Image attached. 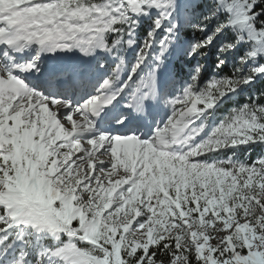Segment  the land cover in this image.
Listing matches in <instances>:
<instances>
[{
    "label": "snow or ice",
    "instance_id": "obj_1",
    "mask_svg": "<svg viewBox=\"0 0 264 264\" xmlns=\"http://www.w3.org/2000/svg\"><path fill=\"white\" fill-rule=\"evenodd\" d=\"M200 3L0 0V264H264V156L198 159L264 144V93L193 143L224 97L264 79V0H211L207 14ZM153 10L159 16L129 64L138 17ZM185 25L195 41L180 40ZM228 31L235 39L219 48L217 70L246 49L231 75L201 87L199 64L169 97L173 56L206 55ZM33 44L101 50L113 65L37 76L38 56L16 61ZM161 103L171 109L166 125L150 138L133 134L132 114L148 119ZM111 124L127 131L100 128Z\"/></svg>",
    "mask_w": 264,
    "mask_h": 264
},
{
    "label": "trees",
    "instance_id": "obj_2",
    "mask_svg": "<svg viewBox=\"0 0 264 264\" xmlns=\"http://www.w3.org/2000/svg\"><path fill=\"white\" fill-rule=\"evenodd\" d=\"M206 4H211V0H201L199 11L200 13L205 12V6ZM154 15L153 16H144V17H138L140 24L139 27L136 29V39L138 41V47L140 48L143 46V41L147 37V34L149 31H151L153 21L156 17L159 16V13H156L155 10H153ZM197 33L192 27H189L188 25H185L180 33V40L181 41H193L196 40ZM235 39V33L230 32L229 39L226 43L231 42ZM217 50V46L213 49H207L205 50L207 52L206 55L200 56L201 62L203 64V67H205V76L203 79V83H201V87L206 84L211 76L216 77H223L231 75L233 71V66L230 67L229 65L225 64L224 67L220 70H217V53L215 52ZM245 51V46H241L234 54L235 61L238 62L240 59V56L243 55ZM125 59L128 62V57L125 53ZM196 63V60L189 61L188 56L184 55L183 53L177 54L173 56V58L169 61L167 69H169L170 66L173 67V73L177 77L178 80L184 82L185 84H189L191 82V76L194 72V64ZM106 65H110V61L107 58ZM214 71L217 75H214ZM183 85V83H182ZM261 93H264V80H254V83L246 87V90H238L236 93H233L230 95L229 98H225L223 102L219 103L215 109L211 110L210 114H206L207 119L204 120V123H206V127L204 128V131L196 137V139L199 140V138L207 135L212 130V127L214 125H218L220 122H222L230 113L232 109L240 108L243 105L249 104L256 100V97L260 96ZM171 94L173 95L174 92L172 91ZM201 121H197V124H200ZM264 150V144H256V145H248L246 147H239L230 149L228 151L222 152V153H216L211 154L208 156H205L203 158H208V160H219L220 155L223 156L225 159L232 158L233 160L241 159L244 162L251 164L255 160H257L259 157H261L262 152ZM223 154V155H222ZM249 154L248 157L246 155ZM11 234V233H10ZM64 239H67L64 237ZM44 243L50 244L52 243L51 240H45ZM20 251V246L18 242V247L14 250V254L18 253Z\"/></svg>",
    "mask_w": 264,
    "mask_h": 264
},
{
    "label": "rangeland",
    "instance_id": "obj_3",
    "mask_svg": "<svg viewBox=\"0 0 264 264\" xmlns=\"http://www.w3.org/2000/svg\"><path fill=\"white\" fill-rule=\"evenodd\" d=\"M210 7H211V4H206V6H205V12H204V13H201V14H207V9L210 8ZM214 27H215V24H214V23L209 24V30H210V31H211V29H213ZM229 35H230V31L225 32V33H221V34L216 38V40L214 41V45H215V46H214V47H211L210 49H213V48H215V47L217 46V50H215V52L218 53L219 48H220L224 43H226L227 40L229 39ZM193 41H195V40H193ZM245 50H246V49H245ZM138 51H139V50L128 49V51H127V56H128V63H129V64H131V63H133V62L135 61V57H136V54L138 53ZM95 53H97L98 57L100 58L99 61H101V62L105 61L104 59H105V57H106V58H109L110 61H111V63L113 64L114 57L109 56L107 53H105V52H103V51H101V50H98V51H96ZM35 56H36V55H34L33 59L36 58ZM187 56H188V55H187ZM234 57H235L234 55L230 56V57L228 58V60L226 61L225 64L229 65L230 67H232L233 65H238V64H239V60H238V62H236ZM188 60H189V61H194V60H196V63L194 64V70L196 69V67H197L199 64H202V63H200L202 60H201V57H200L199 55H197V56H188ZM202 65H203V64H202ZM170 71H171V70H170ZM170 71H168V72L171 73V74H173V73L170 72ZM173 75H174V74H173ZM214 75H217V74L215 73V71H214ZM204 76H205V67H203V70H202V72H201V82H200V83H203ZM174 77H175V84L172 85V87H171V88L169 89V91H168V95L170 96V91L173 90V89H175V92L173 91L174 94H173L172 97H175V96L179 95V94L181 93V91L187 86V84H185L184 82H182V81L180 82V80L176 79V76H175V75H174ZM213 77H216V76H211V77H210V80H212ZM218 78H219V77H218ZM210 80H209V81H210ZM257 80H264V79H262V78H257ZM209 81H208V82H209ZM208 82H207V83H208ZM182 83H183V85H182ZM253 83H254V81H253ZM250 85H251V84H250ZM247 86H249V85H244V86H242L241 89H242V90H246V87H247ZM239 90H240V89H239ZM231 94H233V93H231ZM231 94H229L228 96L224 97V99L230 97ZM224 99H223L221 102H223ZM254 101H255V100H254ZM254 101H253V102H254ZM221 102H220V103H221ZM155 111H156V109H155ZM160 112H163V114H162V119L156 118V124H155L156 129H157V127H163V126H165L166 123H167V121H168V119H169L170 116H171V109H170V107H168V106H166V105H165L164 107L160 108ZM222 122H223V121H222ZM222 122H220L218 125H214V126L212 127V130H211L209 133H207V135L201 137L199 140H195L193 143H202V142H206V141L209 139V137H210L212 131H213L216 127H218ZM155 131H156V130H155ZM246 146H248V145H242V146H240V147H246ZM230 149H233V148L224 149V150L217 151V152H209V153L205 154L204 156L199 157L198 159H199L200 161H202V162H207V163H215V162H217V161L227 160V159H225V158H224L223 156H221V155L219 156V157H220L219 160H217V159H215V160H214V159H213V160H208V158H203V157L208 156V155H211V154L222 153V152L228 151V150H230ZM222 155H223V154H222ZM248 156H249V154L246 155V157H248ZM261 156H264V150H263ZM236 161L244 162V161L241 160L240 158L237 159ZM213 243H215V241H213Z\"/></svg>",
    "mask_w": 264,
    "mask_h": 264
},
{
    "label": "bare ground",
    "instance_id": "obj_4",
    "mask_svg": "<svg viewBox=\"0 0 264 264\" xmlns=\"http://www.w3.org/2000/svg\"><path fill=\"white\" fill-rule=\"evenodd\" d=\"M59 55H60V56L67 55V51H59ZM57 61H59V60L57 59ZM44 75H45V74H44ZM79 95H80V94H78L77 92H74V93H73V97H74V98H78ZM153 113L156 114V112H154V110H153ZM153 113H152V114H153ZM156 115H157V114H156ZM147 136H148V134H147ZM149 138H150V137H149Z\"/></svg>",
    "mask_w": 264,
    "mask_h": 264
}]
</instances>
